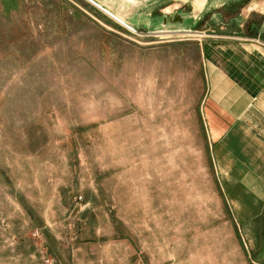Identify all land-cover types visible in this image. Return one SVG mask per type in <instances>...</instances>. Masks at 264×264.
Here are the masks:
<instances>
[{"label": "rangeland", "instance_id": "obj_1", "mask_svg": "<svg viewBox=\"0 0 264 264\" xmlns=\"http://www.w3.org/2000/svg\"><path fill=\"white\" fill-rule=\"evenodd\" d=\"M100 1L136 31L89 0H0V264H264L220 193L200 46L264 0Z\"/></svg>", "mask_w": 264, "mask_h": 264}, {"label": "crops", "instance_id": "obj_2", "mask_svg": "<svg viewBox=\"0 0 264 264\" xmlns=\"http://www.w3.org/2000/svg\"><path fill=\"white\" fill-rule=\"evenodd\" d=\"M225 3L205 0L202 12L213 14L209 10ZM258 6L225 22L221 13L214 15L220 21L218 33L212 30L200 46L205 81L201 116L220 193L239 225L255 229L249 242L259 245L264 243V22L252 20L249 32L244 29L254 11L264 15ZM192 11L185 16V32L204 19V13L192 19L198 15Z\"/></svg>", "mask_w": 264, "mask_h": 264}, {"label": "water", "instance_id": "obj_3", "mask_svg": "<svg viewBox=\"0 0 264 264\" xmlns=\"http://www.w3.org/2000/svg\"><path fill=\"white\" fill-rule=\"evenodd\" d=\"M94 2L98 3L102 8H104L106 11H108L109 13H111L113 16H115L116 18H118L119 20H121L123 23L133 27L132 24L129 23V21H127L126 19H123L122 17H120L119 15H117L112 9H110L107 5H105L104 3H102L100 0H93ZM155 0H153L152 2H154ZM164 0H159L157 2H162ZM200 1V0H196V4L197 2ZM155 2V3H157ZM202 2V5L204 4L205 0H201ZM183 18V17H182Z\"/></svg>", "mask_w": 264, "mask_h": 264}, {"label": "bare ground", "instance_id": "obj_4", "mask_svg": "<svg viewBox=\"0 0 264 264\" xmlns=\"http://www.w3.org/2000/svg\"><path fill=\"white\" fill-rule=\"evenodd\" d=\"M89 1H91L93 4H95L96 6H98L100 9H102L103 11H105L108 15H110L111 17H113V18L116 19L117 21H119V22L121 21V20H119L118 18H116L115 16H113L111 13H109L108 11H106L104 8L100 7V5H99L98 3L93 2L92 0H89ZM196 6H197V10L199 11V10L201 9V7H202V2H201V0L197 2ZM197 10H196V11H197ZM121 22H122V21H121ZM121 22H120V23H121ZM126 27H127V26H126Z\"/></svg>", "mask_w": 264, "mask_h": 264}, {"label": "built area", "instance_id": "obj_5", "mask_svg": "<svg viewBox=\"0 0 264 264\" xmlns=\"http://www.w3.org/2000/svg\"><path fill=\"white\" fill-rule=\"evenodd\" d=\"M93 1V0H92ZM94 2V1H93ZM101 7V6H100ZM121 22V21H120ZM125 27L127 26L128 29L132 30V31H136L134 28H132L131 26L121 22Z\"/></svg>", "mask_w": 264, "mask_h": 264}]
</instances>
